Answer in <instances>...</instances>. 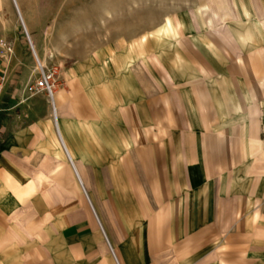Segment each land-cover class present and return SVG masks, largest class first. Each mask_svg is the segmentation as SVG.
<instances>
[{"label": "crops", "instance_id": "0c3cea01", "mask_svg": "<svg viewBox=\"0 0 264 264\" xmlns=\"http://www.w3.org/2000/svg\"><path fill=\"white\" fill-rule=\"evenodd\" d=\"M14 2L32 50L0 0V264H264V0H202L153 94L63 71L55 112L28 91L38 1Z\"/></svg>", "mask_w": 264, "mask_h": 264}, {"label": "rangeland", "instance_id": "374dc122", "mask_svg": "<svg viewBox=\"0 0 264 264\" xmlns=\"http://www.w3.org/2000/svg\"><path fill=\"white\" fill-rule=\"evenodd\" d=\"M36 1L31 16L50 60L46 65L62 66L66 82L69 77L94 82L97 76L111 77L124 68L136 73L140 81L144 74L146 95L153 94L158 92L159 81L168 80L160 72L155 54L163 50L170 56L182 32L207 31L202 0ZM16 16L24 36L17 12ZM57 166L56 175L60 171ZM44 171L39 170L41 178Z\"/></svg>", "mask_w": 264, "mask_h": 264}, {"label": "built area", "instance_id": "2783aa9c", "mask_svg": "<svg viewBox=\"0 0 264 264\" xmlns=\"http://www.w3.org/2000/svg\"><path fill=\"white\" fill-rule=\"evenodd\" d=\"M16 12L19 17V21L25 36V39L32 50V45L30 42L29 35L26 31V28L24 26V23L21 19V16L16 8L15 2L13 0ZM1 48L3 49L2 52L4 55H7L8 60L12 57V47L10 44L2 43ZM37 69H38V77L37 79L28 87V91L30 94L36 95V94H44L48 101L51 103L53 111L55 112V109L53 107V96L58 88H61L64 86L63 81V68L62 66L52 63L50 65H44L37 61ZM7 83V78L5 74H2L0 76V104H1V97L3 94V91L5 89ZM82 190L85 193L83 187Z\"/></svg>", "mask_w": 264, "mask_h": 264}]
</instances>
